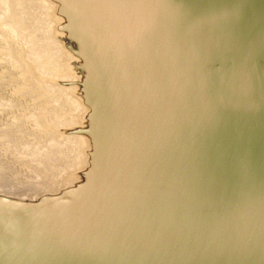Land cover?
Listing matches in <instances>:
<instances>
[{"label": "water", "instance_id": "obj_1", "mask_svg": "<svg viewBox=\"0 0 264 264\" xmlns=\"http://www.w3.org/2000/svg\"><path fill=\"white\" fill-rule=\"evenodd\" d=\"M126 2L155 79L156 143L130 192L143 224L0 243V264H264V74L247 67L264 57V0ZM230 61L234 78L204 74Z\"/></svg>", "mask_w": 264, "mask_h": 264}, {"label": "rangeland", "instance_id": "obj_2", "mask_svg": "<svg viewBox=\"0 0 264 264\" xmlns=\"http://www.w3.org/2000/svg\"><path fill=\"white\" fill-rule=\"evenodd\" d=\"M126 4L0 0L1 244L143 224L130 192L155 79Z\"/></svg>", "mask_w": 264, "mask_h": 264}, {"label": "bare ground", "instance_id": "obj_3", "mask_svg": "<svg viewBox=\"0 0 264 264\" xmlns=\"http://www.w3.org/2000/svg\"><path fill=\"white\" fill-rule=\"evenodd\" d=\"M133 16H135L134 15V13H131ZM136 17V16H135ZM247 67H249V68H256L257 70L259 69L260 70V72H262L263 74H264V57H261V56H259V57H257V58H255L254 60H250V61H248V64H247ZM204 74L205 75H211V77H213V78H217V75L218 76H222V77H224V78H227V79H231V78H234V75H235V73L237 72V71H239L238 70V68L236 67V65L233 63V62H218V63H213V64H210V65H208V66H206L205 68H204ZM21 90V89H20ZM18 91V90H17ZM23 91V90H22ZM25 91V90H24ZM26 92V91H25ZM24 94H26V93H24ZM23 94V95H24ZM26 96H27V94H26ZM25 96V97H26ZM23 98V97H22ZM27 98V97H26ZM32 98V97H31ZM25 99V98H24ZM30 100V99H29ZM34 99H32V101H33ZM24 101V100H23ZM25 101H26V99H25ZM25 103H27V101L25 102ZM31 104V103H30ZM33 104V103H32ZM22 124H20V126H21ZM15 126V125H14ZM19 126V127H20ZM145 127V126H144ZM22 128H24V127H22ZM23 130V129H22ZM28 130V129H27ZM20 132V131H19ZM22 132V131H21ZM24 132V131H23ZM25 133V132H24ZM23 133V134H24ZM30 133V132H29ZM9 135V134H8ZM17 135V134H16ZM21 135V134H20ZM27 135H28V133H27ZM40 135V134H39ZM45 135V134H44ZM4 136V135H3ZM22 136V135H21ZM24 136H25V134H24ZM37 136V135H36ZM18 137V136H17ZM33 138V137H32ZM36 138V137H35ZM107 138V137H106ZM119 137L118 136H116V140L118 139ZM25 139V138H24ZM15 140V139H14ZM21 140H22V138H21ZM149 143H151V145L152 144H154V143H152V141L149 139ZM147 145V144H146ZM150 145V144H149ZM67 150V149H66ZM56 151V150H55ZM1 153V152H0ZM53 154V153H52ZM1 157V156H0ZM59 157V156H58ZM58 159V158H57ZM9 162V161H8ZM20 163V162H19ZM18 163V164H19ZM7 164V163H6ZM5 165V164H4ZM12 165V164H11ZM9 166V165H8ZM5 167V166H4ZM12 168V167H11ZM29 168V167H28ZM27 168V169H28ZM22 170V169H21ZM14 171V170H13ZM15 173V172H14ZM17 173V172H16ZM28 174V173H27ZM17 175V174H16Z\"/></svg>", "mask_w": 264, "mask_h": 264}]
</instances>
